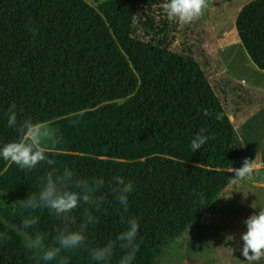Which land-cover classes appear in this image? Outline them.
I'll return each instance as SVG.
<instances>
[{
	"label": "trees",
	"instance_id": "trees-1",
	"mask_svg": "<svg viewBox=\"0 0 264 264\" xmlns=\"http://www.w3.org/2000/svg\"><path fill=\"white\" fill-rule=\"evenodd\" d=\"M143 1L105 0L95 8L85 0H0V142L17 137L6 127L14 102L18 121H57L53 136L62 143L50 151L61 167L133 180L124 215L140 222L134 264H153L173 239L215 209L241 166V144L200 64L132 35ZM234 27L249 58L264 70V0L241 6ZM201 128L211 139L192 152L189 141ZM43 171L25 174L0 160V191L24 199ZM120 217L110 200L91 229L92 243L115 238L124 227ZM6 220L0 230L11 239L0 244V264H33L16 232V206ZM58 223L40 213L41 230L51 232ZM69 256L70 264H89L86 251Z\"/></svg>",
	"mask_w": 264,
	"mask_h": 264
},
{
	"label": "rangeland",
	"instance_id": "rangeland-1",
	"mask_svg": "<svg viewBox=\"0 0 264 264\" xmlns=\"http://www.w3.org/2000/svg\"><path fill=\"white\" fill-rule=\"evenodd\" d=\"M98 7L105 0H85ZM249 0H206L199 18L189 24L169 21L163 0H144L132 26V35L165 45L197 61L229 114L241 144V165L255 160L251 176L235 179L221 192L216 207L189 225L153 264H245L241 256L243 220L264 206V70L258 68L240 44L234 27L236 14ZM41 141L48 145L57 121L41 124ZM8 205L6 219L20 200L0 191ZM3 222H0V227ZM233 237V239H232Z\"/></svg>",
	"mask_w": 264,
	"mask_h": 264
},
{
	"label": "clouds",
	"instance_id": "clouds-1",
	"mask_svg": "<svg viewBox=\"0 0 264 264\" xmlns=\"http://www.w3.org/2000/svg\"><path fill=\"white\" fill-rule=\"evenodd\" d=\"M205 7L206 0H163L162 3L169 21L184 24L199 18ZM215 118L220 120L222 113H216ZM6 127L13 129L17 137L0 142V160L14 164L25 174L38 167L44 169L38 177L36 190L15 202L20 217L16 232L33 264H70L69 254L80 250L87 252L89 264H113L117 250L120 254L115 264H134L141 247L138 238L140 222L135 216L124 215L128 213L129 198L135 191L133 180L122 175L109 178L81 176L66 166L61 167L50 151L62 143L60 136L50 137L48 145H43L39 122L32 118L18 121L14 102L7 108ZM205 132L201 128L192 136L189 141L192 152L200 150L211 139V135ZM255 167V160L245 159L239 168L234 169V176H251ZM197 197V203L202 205L203 196L197 194ZM110 200L121 211L120 220L124 227L115 238L93 244L91 229L100 222L102 215L107 214ZM7 205L0 199V210ZM251 207L259 208V211L243 220L246 231L240 236V252L245 264H264V206L253 207L252 204ZM77 210H80L79 217L75 215ZM45 211L59 222L51 232L39 227L40 213ZM0 222L7 225L2 216ZM10 239L6 228L0 230V244Z\"/></svg>",
	"mask_w": 264,
	"mask_h": 264
}]
</instances>
